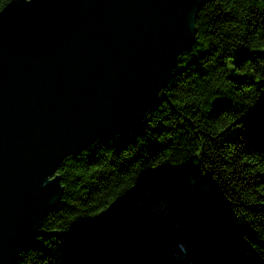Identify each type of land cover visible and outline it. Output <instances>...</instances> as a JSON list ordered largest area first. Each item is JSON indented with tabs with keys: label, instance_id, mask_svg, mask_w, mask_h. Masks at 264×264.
<instances>
[{
	"label": "trees",
	"instance_id": "1",
	"mask_svg": "<svg viewBox=\"0 0 264 264\" xmlns=\"http://www.w3.org/2000/svg\"><path fill=\"white\" fill-rule=\"evenodd\" d=\"M195 23L143 122L59 165L62 201L16 264H264V0Z\"/></svg>",
	"mask_w": 264,
	"mask_h": 264
},
{
	"label": "water",
	"instance_id": "2",
	"mask_svg": "<svg viewBox=\"0 0 264 264\" xmlns=\"http://www.w3.org/2000/svg\"><path fill=\"white\" fill-rule=\"evenodd\" d=\"M211 0H11L0 11V264L61 203L57 173L136 127L196 43Z\"/></svg>",
	"mask_w": 264,
	"mask_h": 264
},
{
	"label": "rangeland",
	"instance_id": "3",
	"mask_svg": "<svg viewBox=\"0 0 264 264\" xmlns=\"http://www.w3.org/2000/svg\"><path fill=\"white\" fill-rule=\"evenodd\" d=\"M237 61V53L234 51L233 52V58L230 60L229 62V66H230V69L233 68L234 64L236 63ZM197 183H194V179L191 180V185L194 186L196 185ZM144 187L142 186L141 188L137 189L135 193H138L140 192L141 190H143ZM157 189V188H156ZM169 199V198H168ZM172 206H173V216L176 220H178V217H179V213H180V207L175 203V202H172ZM171 223V227L174 228V224L172 222Z\"/></svg>",
	"mask_w": 264,
	"mask_h": 264
}]
</instances>
